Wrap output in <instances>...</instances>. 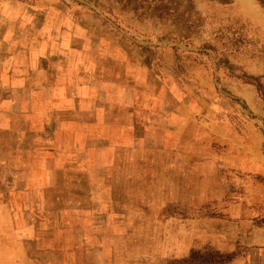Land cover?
Here are the masks:
<instances>
[{
    "label": "rangeland",
    "instance_id": "rangeland-1",
    "mask_svg": "<svg viewBox=\"0 0 264 264\" xmlns=\"http://www.w3.org/2000/svg\"><path fill=\"white\" fill-rule=\"evenodd\" d=\"M0 264H264V0H0Z\"/></svg>",
    "mask_w": 264,
    "mask_h": 264
},
{
    "label": "crops",
    "instance_id": "crops-1",
    "mask_svg": "<svg viewBox=\"0 0 264 264\" xmlns=\"http://www.w3.org/2000/svg\"><path fill=\"white\" fill-rule=\"evenodd\" d=\"M62 106L64 109H70V110L73 109L74 107L81 108L79 104H77L75 101L72 100L66 101Z\"/></svg>",
    "mask_w": 264,
    "mask_h": 264
}]
</instances>
